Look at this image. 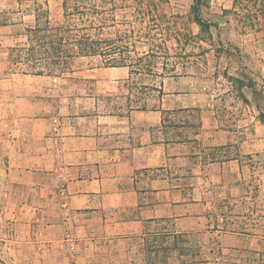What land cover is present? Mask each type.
Returning a JSON list of instances; mask_svg holds the SVG:
<instances>
[{
    "label": "crops",
    "instance_id": "obj_1",
    "mask_svg": "<svg viewBox=\"0 0 264 264\" xmlns=\"http://www.w3.org/2000/svg\"><path fill=\"white\" fill-rule=\"evenodd\" d=\"M55 2L0 0V264H128L122 241L159 225L203 236L206 264H262L227 211L264 151V91L160 75L151 107L129 65L12 70Z\"/></svg>",
    "mask_w": 264,
    "mask_h": 264
},
{
    "label": "rangeland",
    "instance_id": "obj_2",
    "mask_svg": "<svg viewBox=\"0 0 264 264\" xmlns=\"http://www.w3.org/2000/svg\"><path fill=\"white\" fill-rule=\"evenodd\" d=\"M91 1L100 12L95 14V25L99 27L101 17L107 18L103 30L97 27L93 31L100 43L97 55L77 57L67 69L59 52L53 55L47 38L40 45L31 43L25 30L11 52V69L60 74L72 71L73 66L129 65L132 83L149 85L142 97L151 107L159 95L153 88L160 75L194 72L220 91L234 86L241 94L243 85L264 91V30L258 25L254 29L244 27L240 18L248 12L239 9L236 14L233 0H203L198 11L194 0ZM262 9V4L249 6L250 12L260 13ZM66 11L75 12L74 1L69 2ZM66 11L64 0H56L51 8L40 5L36 23L42 30L40 34L47 35V29L62 26ZM197 13L206 22L216 24L203 28L196 20ZM77 23L80 25V21ZM55 46L61 49L63 45L59 41ZM33 47L41 49L40 53H33ZM258 160L257 173L244 179L242 193L232 199L227 212L231 228L264 237V151ZM157 228L160 230L154 227L142 237L122 241L119 260L125 259V254L128 264H206L210 260L213 245L200 234L171 236L167 226Z\"/></svg>",
    "mask_w": 264,
    "mask_h": 264
},
{
    "label": "trees",
    "instance_id": "obj_3",
    "mask_svg": "<svg viewBox=\"0 0 264 264\" xmlns=\"http://www.w3.org/2000/svg\"><path fill=\"white\" fill-rule=\"evenodd\" d=\"M74 1V10L75 12L66 11L69 7V2ZM203 4V0H194V9L198 11ZM258 4H262L264 8V0H233V11L238 14L239 9H245L248 14L242 16L240 21L245 23L244 27L250 26L255 28V26H260V29L264 30L261 26H264V10L262 9L260 13L250 12L249 6L257 7ZM65 8V23L59 27H51L48 30L50 32L47 35H41L42 32L39 25L34 27L27 28V34H29L28 40L32 43L37 42L38 45L43 43V39L47 38L46 44L50 45L53 50V55L55 52H59V57L64 59L66 68H69L71 61L77 57L83 56H93L99 53V42L97 41V33L93 32L97 30V27L94 23L95 14H99L95 4H92L91 0H64ZM102 14V12H101ZM102 21L98 27L99 31L107 24V18L101 17ZM197 22L203 28H209L211 25L216 24L212 22H206L203 20L199 14L196 15ZM39 21V16L37 17V23ZM80 21V25L77 23ZM102 33V32H100ZM63 45L62 48H58L56 45L59 42ZM103 42H108V39H103ZM41 50V49H40ZM40 50L36 47L32 48L33 53H40ZM52 57V54L49 56ZM24 73L32 74H54L52 71L44 73L43 71H29L25 69L17 70Z\"/></svg>",
    "mask_w": 264,
    "mask_h": 264
},
{
    "label": "built area",
    "instance_id": "obj_4",
    "mask_svg": "<svg viewBox=\"0 0 264 264\" xmlns=\"http://www.w3.org/2000/svg\"><path fill=\"white\" fill-rule=\"evenodd\" d=\"M263 264H264V255H263Z\"/></svg>",
    "mask_w": 264,
    "mask_h": 264
}]
</instances>
